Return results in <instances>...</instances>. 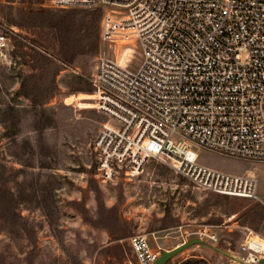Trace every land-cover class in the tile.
Here are the masks:
<instances>
[{"label": "rangeland", "instance_id": "1", "mask_svg": "<svg viewBox=\"0 0 264 264\" xmlns=\"http://www.w3.org/2000/svg\"><path fill=\"white\" fill-rule=\"evenodd\" d=\"M50 1L0 0V38H5L0 45L1 262L129 264L136 261L130 237L154 232L156 242L171 249L186 228L207 224L217 226L220 236L218 243L209 244L237 259L196 244L171 259L172 264H258L247 263L249 254L243 253L242 245L249 230L264 241V162L192 146L204 165L255 176L261 201L197 190L157 160H150L139 177L98 180L93 143L110 118L75 103L78 96L88 97L93 91L90 78L99 53L77 56L54 76L60 57L48 34L51 27L60 31L64 21L74 31L97 24L100 32L108 7L54 9ZM33 40L53 46L46 51L56 64L45 69L49 83L23 89L24 79L42 71L30 60V46H39ZM100 51L111 57L103 43ZM129 53L126 50L119 61L124 64ZM100 203L119 219L118 226L104 228L106 221L93 224Z\"/></svg>", "mask_w": 264, "mask_h": 264}, {"label": "built area", "instance_id": "2", "mask_svg": "<svg viewBox=\"0 0 264 264\" xmlns=\"http://www.w3.org/2000/svg\"><path fill=\"white\" fill-rule=\"evenodd\" d=\"M50 3L54 9L108 7L99 38L111 57L99 52L93 91L75 103L110 118L93 143L99 181L139 177L150 160L168 164V157L178 163L168 164L175 173L197 190L261 201L255 176L204 165L192 146L264 162V0ZM126 50L131 53L122 64ZM215 228L189 226L173 248L193 238L216 244ZM149 235L129 238L136 259L129 264H154L165 250L154 232ZM250 236L263 242L249 230L242 251L260 264L264 247H253Z\"/></svg>", "mask_w": 264, "mask_h": 264}, {"label": "trees", "instance_id": "3", "mask_svg": "<svg viewBox=\"0 0 264 264\" xmlns=\"http://www.w3.org/2000/svg\"><path fill=\"white\" fill-rule=\"evenodd\" d=\"M40 13L33 12L31 15H38ZM53 24V23H52ZM62 28L60 31H57L55 28L51 27V32L48 34L52 38H49L48 41L55 43L58 46V49H54V53L58 55L59 58V65H57L56 71L54 72V76L57 75L58 72L64 69L65 65H69L74 62L75 58L81 54L88 53L91 55L98 54L101 48V41L99 38V28L97 24L90 23L89 25L83 27V30H72L71 27L67 26V22H61ZM39 46H30V51L32 55L30 60L33 63V66L37 67L42 70L39 73L31 74V76L24 79L25 81L22 82V88L24 89L27 84L30 85H37L39 83L46 84L49 83V75L45 74V69H47L50 65H55V60L52 59L51 56L47 53L46 49H51L50 45L44 44L41 41L33 40ZM54 46H56L54 44ZM43 48V49H42ZM45 49V50H44ZM50 66L51 68H53ZM45 79V80H44ZM50 98V94L48 95ZM100 215L99 218L96 220H92L93 224L98 226L100 222L106 221L104 228L109 229L110 227L118 226L119 219L115 217L112 211L106 210L103 207L102 203H100ZM104 212H106L109 217H104ZM114 234V233H113ZM112 234V235H113ZM122 237L126 238L127 234L122 235ZM122 239V238H117ZM121 252L120 246H116ZM170 263V262H169ZM0 264H5L1 262L0 256Z\"/></svg>", "mask_w": 264, "mask_h": 264}, {"label": "water", "instance_id": "4", "mask_svg": "<svg viewBox=\"0 0 264 264\" xmlns=\"http://www.w3.org/2000/svg\"><path fill=\"white\" fill-rule=\"evenodd\" d=\"M196 244H204V245H208L212 248H214L215 250L219 251L220 253L230 256L232 258H235V256L230 255L229 253L221 250L220 248L216 247V246H212L211 244H209L208 242L199 239V238H193L191 240H188L186 242H184L183 244L170 249V250H164L161 252L160 257H158V259L154 262V264H168L171 259H173L175 256H177L178 254H180L181 252H183L184 250L196 245ZM237 259V258H235ZM260 264H264V258L259 260Z\"/></svg>", "mask_w": 264, "mask_h": 264}, {"label": "bare ground", "instance_id": "5", "mask_svg": "<svg viewBox=\"0 0 264 264\" xmlns=\"http://www.w3.org/2000/svg\"><path fill=\"white\" fill-rule=\"evenodd\" d=\"M120 62V61H119ZM121 63V62H120ZM123 64V63H122ZM164 159H165V162H167L168 164H170V165H172V166H177L178 165V163H177V161H175L174 159H172V158H168V157H164ZM250 242H251V245L253 246V247H257L258 246V244H261L263 247H264V241L262 242H260V241H258L256 238H254V237H252V239L250 240ZM254 254H251L250 256H249V260H248V262L250 261V262H252L253 260H254Z\"/></svg>", "mask_w": 264, "mask_h": 264}, {"label": "crops", "instance_id": "6", "mask_svg": "<svg viewBox=\"0 0 264 264\" xmlns=\"http://www.w3.org/2000/svg\"><path fill=\"white\" fill-rule=\"evenodd\" d=\"M172 248H173V247H172ZM172 248H171V249H172ZM165 250H170V249H165ZM186 259H187L186 257H185V258L183 257V261H185ZM172 263H173V262H172ZM172 263L170 262L169 264H172Z\"/></svg>", "mask_w": 264, "mask_h": 264}]
</instances>
